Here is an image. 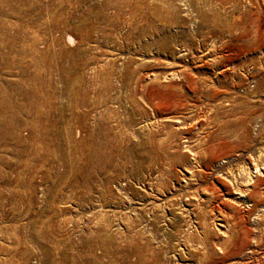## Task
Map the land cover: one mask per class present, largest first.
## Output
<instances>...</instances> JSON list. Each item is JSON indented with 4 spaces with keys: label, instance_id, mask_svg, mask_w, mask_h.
Listing matches in <instances>:
<instances>
[{
    "label": "rangeland",
    "instance_id": "374dc122",
    "mask_svg": "<svg viewBox=\"0 0 264 264\" xmlns=\"http://www.w3.org/2000/svg\"><path fill=\"white\" fill-rule=\"evenodd\" d=\"M256 165L264 0H0V264H264Z\"/></svg>",
    "mask_w": 264,
    "mask_h": 264
},
{
    "label": "bare ground",
    "instance_id": "6f19581e",
    "mask_svg": "<svg viewBox=\"0 0 264 264\" xmlns=\"http://www.w3.org/2000/svg\"><path fill=\"white\" fill-rule=\"evenodd\" d=\"M70 42L72 43V40H70ZM170 76H172V75H170ZM227 159H229V158H227ZM227 159H225L224 163H227ZM228 173H229V175L226 174L227 180L230 181L229 178H232L233 180L236 179V177H234V174L232 172H228ZM263 175H264V165L262 167L259 165H256L255 167H251V168L242 167L241 170H239V173L237 175L240 177H246V183H243V186L241 185V189L238 190V193H239L238 196L240 199L244 200L248 205L252 204V208H258L259 207L257 202L251 201V198L253 199L255 197H258V198L260 197V189H261L260 187H262V185H264V184L259 183L254 187H253V185H255L257 183V181L259 180V179H257V177L263 176ZM199 205L201 206L202 203H200ZM199 215H200V212H199ZM261 215H262V212H261V214H256L257 220H259V221L261 220ZM219 227L221 228L220 230H222L221 233H223V235L226 236V231L228 230V227L221 225V224Z\"/></svg>",
    "mask_w": 264,
    "mask_h": 264
}]
</instances>
